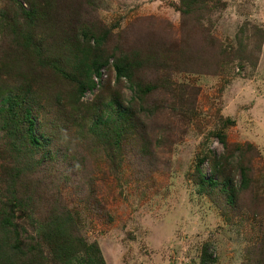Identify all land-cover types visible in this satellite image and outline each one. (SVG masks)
Here are the masks:
<instances>
[{
    "label": "rangeland",
    "instance_id": "1",
    "mask_svg": "<svg viewBox=\"0 0 264 264\" xmlns=\"http://www.w3.org/2000/svg\"><path fill=\"white\" fill-rule=\"evenodd\" d=\"M50 3L27 49L0 0V91L14 100L9 111L0 98V216L25 229L9 256L25 264L34 245L59 264L39 239L58 199L105 264H200L206 242L213 264H264V0ZM97 37L105 38V63L79 89L73 64L84 49L93 59ZM120 55L133 84L116 81L112 57ZM10 117L12 130L33 120V160L18 155L30 145L27 132L13 147L1 129ZM218 154L226 161L220 178H233L231 203L220 185L210 194L198 185L197 167L217 178ZM21 163L27 170L7 188L4 170Z\"/></svg>",
    "mask_w": 264,
    "mask_h": 264
},
{
    "label": "trees",
    "instance_id": "2",
    "mask_svg": "<svg viewBox=\"0 0 264 264\" xmlns=\"http://www.w3.org/2000/svg\"><path fill=\"white\" fill-rule=\"evenodd\" d=\"M45 0H7L6 8H12L15 15L13 16V26L19 27L18 35L24 36V47L29 48V45H35L36 40L35 34L33 31V28L38 25L39 20H42L44 18L45 14L49 13V10L47 11L43 2ZM51 3L50 6L53 5V3L57 0H50ZM46 10V11H45ZM16 25V26H15ZM22 25L28 26L30 29L28 32H26V35L22 33ZM63 31V30H62ZM60 33L62 36L65 31ZM52 33H50L51 35ZM75 35V34H74ZM84 35L86 33L84 32ZM76 36V35H75ZM68 40H72L71 37H66ZM55 40H58L56 38ZM54 40V41H55ZM95 45H94V52L95 55L93 59L90 62H87V53L90 52L89 48L84 49L82 51V54L84 55L83 58L78 60V64L75 66L73 64L74 69L79 71V73H75L73 75L74 82L77 83L79 89H85V87H91L92 86V79L91 76L92 73H96L97 75L99 73V68L102 67L105 63L104 56L102 55L103 52H100V47H103V44L105 42L104 37H97L95 38ZM37 46V44H36ZM66 46H69L72 48V46L68 43H66ZM36 52H39V47H35L34 49ZM31 54H36L34 51L30 52ZM112 66L115 69L116 73V81L119 83L121 78H124L128 81H132L131 84H133V75L131 73V63L127 62L124 55H120L118 57H112ZM87 62V63H86ZM74 74V73H73ZM0 98H1V107L7 106V110L11 111L13 108V97L11 93H5L4 91H0ZM5 109L0 108V112H3ZM27 118H29V109H27ZM19 119L22 121V123L26 122V118L24 115L19 116ZM14 121L10 117L8 120L5 119L4 124H2L1 129L6 130L9 134V131L11 132L10 135L13 137L12 139V145L13 147H17V143L15 141H18L19 143H22L27 135L24 134V132H27L29 134V142L30 145L26 147L20 154L24 157L22 159H28L33 160L31 157L32 152L39 144V139L35 136H33V127L34 123L33 120L29 119V124L26 125L27 129L18 128V125L12 130L11 126H14ZM18 123V121H17ZM104 124L107 122L103 121ZM110 137V136H109ZM220 142H222V145H225V140L221 137ZM207 156V155H206ZM44 158L37 159V163H43ZM34 162V161H33ZM201 162V159L199 160ZM23 164V163H21ZM226 164V161L224 160L223 155L218 154V156L215 158L214 162L212 163L211 168V175H215L217 178L214 179L213 177H205L203 173L196 168L198 171V185L200 187L201 191H204L207 194L212 193L213 189H215L217 186H221L222 189L225 190L227 199L231 203L234 200L235 195V188H233V178L230 175H223L220 178L221 175V168L223 171V166ZM33 165V164H32ZM36 164L33 165V167ZM199 165V164H197ZM196 165V166H197ZM28 164L24 165L22 168H17V165L14 167H10L9 170H4V179L7 181L8 185L7 188H10V185L14 186V176H18L19 174L25 172L27 170ZM220 178V181H219ZM245 180V173L242 172V183L240 184L239 189H243L246 186ZM11 196H18L19 193L16 190L10 191ZM5 194L2 192L0 197V203L4 200ZM26 200L25 197H18V202L24 203ZM4 207L0 206V213L3 214L6 212V210L3 209ZM48 208H51L52 214L49 219V222L47 223L46 227L43 229V227L40 230L39 233V239L41 242L44 243V246L47 247V249L50 251V254L52 258L56 261H58L59 264H105L104 259L101 256L99 246L97 242H87L85 238L79 233L78 228L76 227V224L74 220L72 219V216L70 215L69 210L65 205H63L62 202H60L58 199H55V201L52 204H49ZM10 211V210H9ZM46 217L49 218L48 211L45 210ZM14 221L13 218L10 216L2 215L0 216V237H3V240L0 241V264L6 263V264H12L7 263V259H13L9 255L10 251H19L18 247L20 246L21 240L19 237L18 231L25 230L24 227H20L19 224L12 223ZM8 234V235H6ZM10 238L13 243V248H9L10 245L8 242L5 241V238ZM30 249V247L28 248ZM36 247L33 245L32 248L29 250L31 252V257L29 261H27L25 264H49L46 261V258L44 256L40 255V252H36ZM210 245L209 243H205L202 247L201 252V258H200V264H213L214 257L211 256V253L209 252ZM23 252L22 258H26L25 255V249H22ZM83 253L84 255H80ZM84 256V257H82ZM13 263L17 264L18 262L13 259ZM20 261V260H19ZM21 263H24L23 261H20Z\"/></svg>",
    "mask_w": 264,
    "mask_h": 264
}]
</instances>
